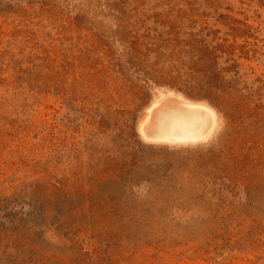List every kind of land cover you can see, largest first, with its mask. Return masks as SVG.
Wrapping results in <instances>:
<instances>
[{
  "label": "rangeland",
  "instance_id": "rangeland-1",
  "mask_svg": "<svg viewBox=\"0 0 264 264\" xmlns=\"http://www.w3.org/2000/svg\"><path fill=\"white\" fill-rule=\"evenodd\" d=\"M0 264H264V0H0Z\"/></svg>",
  "mask_w": 264,
  "mask_h": 264
},
{
  "label": "bare ground",
  "instance_id": "bare-ground-1",
  "mask_svg": "<svg viewBox=\"0 0 264 264\" xmlns=\"http://www.w3.org/2000/svg\"><path fill=\"white\" fill-rule=\"evenodd\" d=\"M198 117L190 113H184L178 109L175 111L164 112L158 115L153 129V133L158 136L170 134V139H178L184 136H190L198 126Z\"/></svg>",
  "mask_w": 264,
  "mask_h": 264
},
{
  "label": "trees",
  "instance_id": "trees-1",
  "mask_svg": "<svg viewBox=\"0 0 264 264\" xmlns=\"http://www.w3.org/2000/svg\"><path fill=\"white\" fill-rule=\"evenodd\" d=\"M263 100H261V102H262Z\"/></svg>",
  "mask_w": 264,
  "mask_h": 264
}]
</instances>
